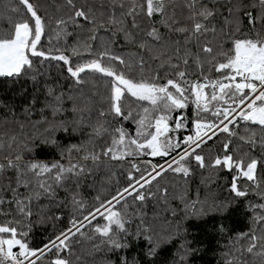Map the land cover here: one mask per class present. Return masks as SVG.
I'll use <instances>...</instances> for the list:
<instances>
[{
	"label": "snow or ice",
	"instance_id": "6c2138e0",
	"mask_svg": "<svg viewBox=\"0 0 264 264\" xmlns=\"http://www.w3.org/2000/svg\"><path fill=\"white\" fill-rule=\"evenodd\" d=\"M2 18L0 78L31 88L19 114L0 101V264H76L85 243L117 264L141 239L119 264L176 242L188 264L186 221L224 234L250 194L225 258L264 264V0H11ZM197 178L229 196L193 198ZM34 224L52 231L37 242Z\"/></svg>",
	"mask_w": 264,
	"mask_h": 264
},
{
	"label": "trees",
	"instance_id": "16d2710c",
	"mask_svg": "<svg viewBox=\"0 0 264 264\" xmlns=\"http://www.w3.org/2000/svg\"><path fill=\"white\" fill-rule=\"evenodd\" d=\"M11 0H0V28H7V21L3 20V16L6 14V5ZM15 18V17H13ZM31 88L30 82L27 84L12 83L11 81H4L0 78V101L5 104H11L13 110L18 114L25 106V100L19 95L21 87ZM7 114V109H0V119ZM58 139L62 143H75L79 137H68L61 133ZM36 156L38 159L46 161H52L58 159V153L54 147L39 145L36 148ZM207 175V173H205ZM225 181L222 179L219 182V186H208L199 184V178H197L191 185L190 194L193 198L196 196V190L199 186L200 198L205 197L211 201L213 198H225L229 196V192L223 187ZM86 196L91 197L95 195V191L85 188ZM249 201H259V197L255 194H250L246 199L241 198L227 218L223 219V223L226 226L227 231L224 234H219L216 231L218 221L220 217H215L211 213L203 220L190 219L186 221L185 227L187 229V238L190 242V248L192 254L188 259V264H227V260H231L232 256H228L227 260L225 254L229 251V247L232 243L231 236L238 234L241 230H248L250 222V216L247 211V205ZM103 222V221H99ZM52 228L49 224H34V238L39 242L44 238L46 233H51ZM147 247L146 243L141 239L140 241L132 240L128 249L119 250L114 253H109V257L117 261L119 264L120 256H127L129 260L133 257L140 258L144 249ZM179 243H172L164 246L158 259L162 264H171L174 259H178ZM102 253L93 252L90 244H83L75 249L74 262L76 264H102ZM247 260H251V257H246Z\"/></svg>",
	"mask_w": 264,
	"mask_h": 264
}]
</instances>
